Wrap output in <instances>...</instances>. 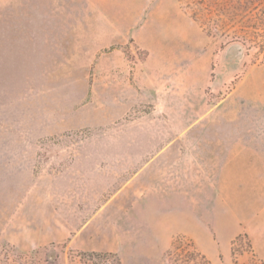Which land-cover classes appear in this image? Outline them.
Returning a JSON list of instances; mask_svg holds the SVG:
<instances>
[{
    "label": "rangeland",
    "instance_id": "obj_1",
    "mask_svg": "<svg viewBox=\"0 0 264 264\" xmlns=\"http://www.w3.org/2000/svg\"><path fill=\"white\" fill-rule=\"evenodd\" d=\"M78 1L0 0V264H264V175L213 158L264 118V0Z\"/></svg>",
    "mask_w": 264,
    "mask_h": 264
},
{
    "label": "crops",
    "instance_id": "obj_2",
    "mask_svg": "<svg viewBox=\"0 0 264 264\" xmlns=\"http://www.w3.org/2000/svg\"><path fill=\"white\" fill-rule=\"evenodd\" d=\"M86 7V8H85ZM122 5L118 7H114L112 14L121 15L124 14L125 11L122 9ZM61 8V9H60ZM81 8L83 9L84 13L88 14H95L97 11L95 7L91 6L89 1L85 2L84 4H79L78 0H66V4L62 7L60 5H57V12H60V10H63V15H72L70 19H67L66 22H64V16L62 17L61 25H81L79 22V14L82 12ZM132 13V12H131ZM146 12H139V17L141 14V17L145 16ZM74 15L76 16V19L74 20ZM105 21L104 23H101L102 25H111L112 22ZM143 22L137 23L138 25H141ZM96 24V23H94ZM125 22L122 21H114V25H125ZM132 25H137L136 23H131ZM146 25H153L151 22L144 23ZM253 131V132H252ZM218 136V137H217ZM215 138V141L218 143L216 144L215 148V154L213 153V158L219 159V163L216 164L222 168L224 166H231L233 168H236L238 172L240 171V167H244L247 169L248 174L252 175H264V118L262 120L256 121L253 125H251V129L248 130V133L246 134H226V135H217ZM174 135L170 138L169 141H175ZM171 142V143H172ZM229 158L228 162H224ZM192 169L189 171H186V173H183L187 177H183L180 179L176 178L174 182L180 183L181 181H185V188L190 189H208L210 187L212 188H218L220 187V182H216V185H208L205 181L196 182L197 180L192 179V175H194L198 171V167H200L201 162L199 160V157H196V159L191 160ZM188 172V173H187ZM218 172V169H217ZM188 174V175H186ZM200 181V180H199ZM192 183V184H191ZM251 183H262L259 180H253ZM199 184V185H198ZM193 185V186H192ZM262 188V186L260 187ZM264 188V187H263ZM198 204L203 203V198H199L197 201ZM187 204H190L188 201H186ZM201 210V209H200ZM188 214H185L183 217L185 220H188L191 222V225H202V223H205V216L202 211H198V213L193 214V216H189L187 218ZM193 227L190 226V229Z\"/></svg>",
    "mask_w": 264,
    "mask_h": 264
},
{
    "label": "trees",
    "instance_id": "obj_3",
    "mask_svg": "<svg viewBox=\"0 0 264 264\" xmlns=\"http://www.w3.org/2000/svg\"><path fill=\"white\" fill-rule=\"evenodd\" d=\"M90 256H94V257H96V256H110V257H113L114 255H112V254H106V255H103V254H98V253H91V255ZM117 264H120V261H117Z\"/></svg>",
    "mask_w": 264,
    "mask_h": 264
}]
</instances>
